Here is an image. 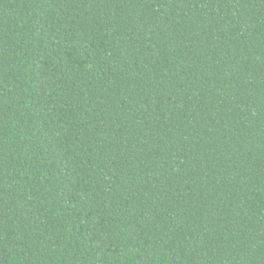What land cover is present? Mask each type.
<instances>
[{"label": "trees", "instance_id": "1", "mask_svg": "<svg viewBox=\"0 0 264 264\" xmlns=\"http://www.w3.org/2000/svg\"><path fill=\"white\" fill-rule=\"evenodd\" d=\"M0 264H264V0H0Z\"/></svg>", "mask_w": 264, "mask_h": 264}]
</instances>
